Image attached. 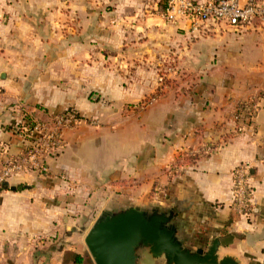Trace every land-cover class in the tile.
Segmentation results:
<instances>
[{
  "label": "crops",
  "instance_id": "1",
  "mask_svg": "<svg viewBox=\"0 0 264 264\" xmlns=\"http://www.w3.org/2000/svg\"><path fill=\"white\" fill-rule=\"evenodd\" d=\"M162 11V0H0V164L21 151L22 110L98 119L63 129L47 174L2 187L0 264H91L94 221L131 206L172 211L191 250L229 237L220 257L264 264V36L222 22L192 35ZM252 99L256 118L234 134L232 112ZM240 164L248 219L231 202Z\"/></svg>",
  "mask_w": 264,
  "mask_h": 264
},
{
  "label": "built area",
  "instance_id": "2",
  "mask_svg": "<svg viewBox=\"0 0 264 264\" xmlns=\"http://www.w3.org/2000/svg\"><path fill=\"white\" fill-rule=\"evenodd\" d=\"M162 17L172 23L187 21L190 33L199 35L203 25L225 23L234 29L254 26L264 36V0H162ZM159 77V83H163ZM149 98L142 106L152 102ZM259 110L257 99L235 107L230 116L234 134L241 133L249 126ZM82 122L91 126L98 125L97 117H82L76 110L68 108L60 113H50L44 120H33L23 110L19 113L14 133L22 139L21 151L16 156H9L0 164V188L10 178L19 174H47L46 160L57 155L65 146L62 131L74 128ZM212 148H205L204 153H211ZM250 168L247 164L236 166L232 172L231 202L234 212L248 219L253 211L252 192L249 187ZM65 181V175L59 177ZM161 192L155 189L154 194Z\"/></svg>",
  "mask_w": 264,
  "mask_h": 264
},
{
  "label": "water",
  "instance_id": "3",
  "mask_svg": "<svg viewBox=\"0 0 264 264\" xmlns=\"http://www.w3.org/2000/svg\"><path fill=\"white\" fill-rule=\"evenodd\" d=\"M230 239L216 237L205 249L191 250L178 237L172 211L131 206L104 210L86 233L84 246L93 264H239L229 255L219 256Z\"/></svg>",
  "mask_w": 264,
  "mask_h": 264
},
{
  "label": "rangeland",
  "instance_id": "4",
  "mask_svg": "<svg viewBox=\"0 0 264 264\" xmlns=\"http://www.w3.org/2000/svg\"><path fill=\"white\" fill-rule=\"evenodd\" d=\"M87 254H88V253H87ZM88 257H89V255H88ZM89 258H90V257H89ZM90 261H91V264H93L91 258H90ZM142 262H143V264H152V263H150L151 261H149V260H146L145 262L142 261ZM142 262H141V264H142ZM154 264H155V263H154Z\"/></svg>",
  "mask_w": 264,
  "mask_h": 264
},
{
  "label": "trees",
  "instance_id": "5",
  "mask_svg": "<svg viewBox=\"0 0 264 264\" xmlns=\"http://www.w3.org/2000/svg\"><path fill=\"white\" fill-rule=\"evenodd\" d=\"M244 104V103H243ZM197 158V156H195V158H193V159H196ZM2 188H0V190H1ZM78 260V259H77Z\"/></svg>",
  "mask_w": 264,
  "mask_h": 264
}]
</instances>
